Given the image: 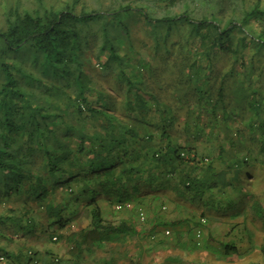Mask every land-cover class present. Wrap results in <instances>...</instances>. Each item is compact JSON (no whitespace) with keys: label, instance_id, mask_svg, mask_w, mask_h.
Listing matches in <instances>:
<instances>
[{"label":"trees","instance_id":"obj_1","mask_svg":"<svg viewBox=\"0 0 264 264\" xmlns=\"http://www.w3.org/2000/svg\"><path fill=\"white\" fill-rule=\"evenodd\" d=\"M2 2L0 239L19 242L0 248L1 263L52 264L35 240L78 253L96 244L95 254L131 232L153 239L191 223L152 217L135 230L130 218L106 222L101 199L164 195L176 208L264 217V194L248 188L264 164V0ZM142 47L148 60L136 66ZM93 58L127 86L124 97L98 84ZM205 139L211 154L199 153ZM82 217L89 223L69 231ZM222 253L237 249L226 242Z\"/></svg>","mask_w":264,"mask_h":264},{"label":"rangeland","instance_id":"obj_2","mask_svg":"<svg viewBox=\"0 0 264 264\" xmlns=\"http://www.w3.org/2000/svg\"><path fill=\"white\" fill-rule=\"evenodd\" d=\"M2 3V0H0V13ZM121 52L124 53L125 51L122 50ZM133 58L136 59L134 62L136 66L139 65L137 61L146 62L148 60L146 48H140L139 52L134 53ZM92 61V74L98 84L109 89V92L116 96L113 100L117 101L124 97L123 92L127 86L122 84V82H118L113 73L103 72L101 63L94 58ZM125 68L127 73V65ZM141 71L143 72L144 69ZM120 91L121 94H119ZM199 114H201L200 118L205 117L203 112ZM236 125L232 123V129H235ZM241 127L246 130L245 125ZM181 130V127H178L173 133L177 136ZM214 144H216L214 140H203L198 145L199 153L205 155L209 152L211 154L208 149L211 148L210 145L213 146ZM261 157L263 158L264 154ZM253 166L259 169L256 171V176L252 179L253 184L248 188L262 196L264 194V164L255 163ZM164 192L161 191L160 194ZM150 201V198L141 201H129L130 207H123L120 210L115 208L118 203L110 202L107 199H101L100 205L106 222L118 223L121 220L130 218L129 220L134 223L135 230L143 228L146 221L152 217L157 218V222L160 224L165 222L170 224L173 220L183 218H191V223L181 224L176 228L161 226L162 229L153 239L144 238L137 233L131 232L128 242L125 241V243L121 244L115 241L105 243L113 251L117 250V253L120 248L128 250L127 254L130 256H127V258L122 255L116 257L118 264H127L132 255L137 256L139 254L140 258H143L148 264H162L164 261H168L167 258H174V261L171 262L172 264H264V256L261 252V247L264 246V217L253 213L249 207L214 213L204 205L196 203H186L184 208H176L165 199L164 195H162L161 200H156L153 203ZM85 207L79 206L78 210H88ZM139 211L144 213V221L139 220ZM155 215L156 217H154ZM201 219H204L203 225L200 224ZM88 223L89 218L82 217L81 220L74 222L73 227L75 226L74 228L78 229L81 224L87 225ZM200 226L201 235L197 238L195 232ZM73 227L69 231L74 229ZM165 229L169 230L168 235L163 233ZM160 239L164 240L162 246L157 241ZM35 241L37 249L42 248L46 244H41L38 240ZM16 242H19V240L9 242L0 239V248L12 251L17 250ZM60 242V240L52 238V242L49 243L56 244ZM226 242H232L237 249V253L223 254L222 244ZM117 253H114L113 256H117ZM0 264H3L1 260Z\"/></svg>","mask_w":264,"mask_h":264},{"label":"crops","instance_id":"obj_3","mask_svg":"<svg viewBox=\"0 0 264 264\" xmlns=\"http://www.w3.org/2000/svg\"><path fill=\"white\" fill-rule=\"evenodd\" d=\"M75 229L76 228L72 230ZM87 247L94 248L97 247V245L84 244L80 250L81 253H78L77 250L73 248V245L65 241H61L60 243L56 244L46 243L39 250L42 253L46 251L50 252L45 256V259L52 264H54L52 261H54L55 264H118L117 259L115 260V258L111 257V255L105 251V249H109L108 246L104 245L103 247L101 245L100 249L95 248V254L89 253ZM133 260H136L137 264H148L143 258H140V255L138 258H134ZM129 262L130 260H128L127 264H129Z\"/></svg>","mask_w":264,"mask_h":264},{"label":"built area","instance_id":"obj_4","mask_svg":"<svg viewBox=\"0 0 264 264\" xmlns=\"http://www.w3.org/2000/svg\"><path fill=\"white\" fill-rule=\"evenodd\" d=\"M123 207H130L129 202H127V203H123V204H122V203H118V204L115 206V208H116L117 210H120V209H122ZM138 218H139V220L144 221V220H145L144 213L141 212V211H139V212H138ZM203 223H204V219H201L200 224L203 225ZM195 233H196L197 238H199L200 235H201V226L196 230ZM164 234H165V235H168V234H169V230H168V229H165V230H164ZM54 238H55V237H54Z\"/></svg>","mask_w":264,"mask_h":264}]
</instances>
